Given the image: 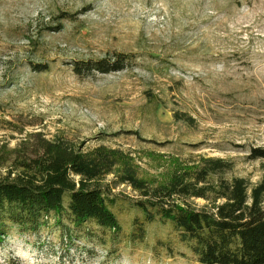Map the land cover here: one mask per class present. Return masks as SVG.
<instances>
[{"label":"rangeland","instance_id":"374dc122","mask_svg":"<svg viewBox=\"0 0 264 264\" xmlns=\"http://www.w3.org/2000/svg\"><path fill=\"white\" fill-rule=\"evenodd\" d=\"M116 53L131 59L122 71L82 77L70 65ZM15 130L131 153L142 175L221 158L228 171L209 183L243 179L249 194L264 177V159L250 155L264 146V0H0V146L17 144ZM112 180L101 183L137 199ZM111 209L123 230L113 251L71 250L63 264H198L169 224H145V240L131 241L141 212L122 200ZM10 260L59 262L16 235L0 243V264Z\"/></svg>","mask_w":264,"mask_h":264},{"label":"trees","instance_id":"16d2710c","mask_svg":"<svg viewBox=\"0 0 264 264\" xmlns=\"http://www.w3.org/2000/svg\"><path fill=\"white\" fill-rule=\"evenodd\" d=\"M130 63L129 56L116 53L72 60L70 65L83 77L122 71ZM32 65L37 71L45 68ZM15 131L21 136L17 144L0 146V243L14 235L32 238L40 251L58 255V264L71 250L88 257L98 248L111 253V243L123 235L111 205L122 200L142 215V221L134 219L131 241L143 242L144 225L159 222L171 226L198 264H264V177L249 194L243 179L210 184L212 177L228 171L229 163L205 157L173 160L150 169L155 174L142 175L131 153L103 145L84 149L64 135L47 138L38 131ZM250 155L264 159V146L251 149ZM108 175H113V185L130 187L137 199L113 194L111 186L101 183ZM191 198L209 200L213 207L194 208ZM50 237L58 243L52 245Z\"/></svg>","mask_w":264,"mask_h":264}]
</instances>
